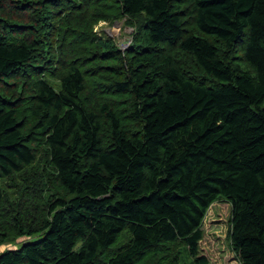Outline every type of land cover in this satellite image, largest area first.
<instances>
[{"label":"trees","instance_id":"obj_1","mask_svg":"<svg viewBox=\"0 0 264 264\" xmlns=\"http://www.w3.org/2000/svg\"><path fill=\"white\" fill-rule=\"evenodd\" d=\"M222 200L264 264V0H0V264H212Z\"/></svg>","mask_w":264,"mask_h":264},{"label":"rangeland","instance_id":"obj_2","mask_svg":"<svg viewBox=\"0 0 264 264\" xmlns=\"http://www.w3.org/2000/svg\"><path fill=\"white\" fill-rule=\"evenodd\" d=\"M94 29L101 40L113 41L124 56L134 43L137 25L127 24L126 19L115 21L102 20L95 25ZM222 51L226 53L228 58L231 57L224 46L222 47ZM230 216L231 205L224 200L214 202L207 211L203 223L205 236L201 242V251L212 264H241L231 247ZM11 243L3 245L0 251L15 248ZM181 264L195 263L193 258L187 255L186 251H183Z\"/></svg>","mask_w":264,"mask_h":264}]
</instances>
